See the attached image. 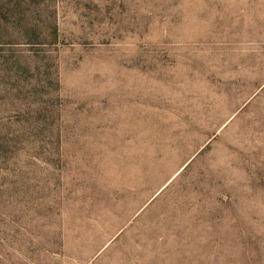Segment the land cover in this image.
<instances>
[{
	"label": "rangeland",
	"instance_id": "rangeland-1",
	"mask_svg": "<svg viewBox=\"0 0 264 264\" xmlns=\"http://www.w3.org/2000/svg\"><path fill=\"white\" fill-rule=\"evenodd\" d=\"M0 264H264V0H0Z\"/></svg>",
	"mask_w": 264,
	"mask_h": 264
}]
</instances>
